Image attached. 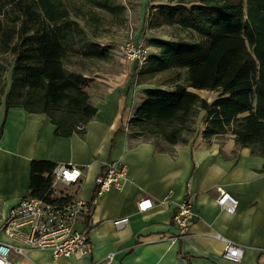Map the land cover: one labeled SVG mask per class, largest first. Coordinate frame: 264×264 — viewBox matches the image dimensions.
I'll return each instance as SVG.
<instances>
[{
	"label": "crops",
	"instance_id": "1",
	"mask_svg": "<svg viewBox=\"0 0 264 264\" xmlns=\"http://www.w3.org/2000/svg\"><path fill=\"white\" fill-rule=\"evenodd\" d=\"M7 77L5 93L11 71ZM5 93L0 103V240L26 248L23 255L10 254L16 264H264V155L238 144L234 134L217 140V136L204 138L201 132L185 143L158 146L129 126L146 95H136L122 82L101 94L89 91L97 107L95 116L83 133L63 136L46 113L7 109ZM116 159L129 169L124 186L105 191L91 214L76 222L77 229L89 232V254L55 259L51 249L31 247L2 230L10 209L30 196L34 160L82 170L76 182H59L53 188V200L65 201L91 200L96 177ZM219 185L238 198L234 213L218 204ZM187 193L194 195L197 214L189 233L175 239L176 204ZM143 197L154 202L146 211L137 207ZM125 216L128 224L114 223ZM226 239L243 246L241 261L222 256Z\"/></svg>",
	"mask_w": 264,
	"mask_h": 264
},
{
	"label": "trees",
	"instance_id": "2",
	"mask_svg": "<svg viewBox=\"0 0 264 264\" xmlns=\"http://www.w3.org/2000/svg\"><path fill=\"white\" fill-rule=\"evenodd\" d=\"M88 1L112 14L126 9L111 0ZM153 6L163 22L192 37L152 38L158 52L147 63L154 71L184 69L186 81L174 88H144L146 98L129 126L158 146L185 143L202 115L204 138L232 133L238 144L264 155V0H168ZM78 16L68 0H0V103L11 71L6 108L46 113L63 136L83 133L97 112L85 77L67 64L74 58L110 56V47L94 40L99 33L88 15L86 25ZM196 90L215 95L209 100ZM56 165L32 162L30 196L50 189Z\"/></svg>",
	"mask_w": 264,
	"mask_h": 264
},
{
	"label": "built area",
	"instance_id": "3",
	"mask_svg": "<svg viewBox=\"0 0 264 264\" xmlns=\"http://www.w3.org/2000/svg\"><path fill=\"white\" fill-rule=\"evenodd\" d=\"M151 45L144 41H128L121 46L120 54L125 60L146 64L151 54ZM214 92V91H211ZM84 125H79L83 128ZM128 166L121 160L108 161L102 173L96 177L95 194L91 200L72 198L65 201H55L52 190L59 183L76 182L82 175V170L72 164H57L50 189L42 196L23 197L14 205L4 219L2 230L13 239L31 247L51 249L53 257H69L71 255L85 256L91 252V241L88 230L76 228V222L81 215H90L97 205L99 197L111 188L121 189L128 178ZM218 204L234 213L238 207V198L223 186H217ZM165 202L160 201V203ZM154 206L150 197L138 200L137 207L146 211ZM194 195L187 193L177 202L173 216L176 228L173 238L179 239L190 231L192 220L196 216ZM117 226L129 223V217L114 220ZM219 238H223L217 234ZM25 254L26 248L20 244H13L0 240V264H16L10 259L11 253ZM244 255L242 245L226 239L222 256L230 261H241Z\"/></svg>",
	"mask_w": 264,
	"mask_h": 264
},
{
	"label": "rangeland",
	"instance_id": "4",
	"mask_svg": "<svg viewBox=\"0 0 264 264\" xmlns=\"http://www.w3.org/2000/svg\"><path fill=\"white\" fill-rule=\"evenodd\" d=\"M168 0H111L121 3L126 9L121 14H112L106 10L93 7L88 0H68L72 14L79 13L76 19L86 25L85 15L91 21L90 26L99 33L94 40L110 47V56L107 59L74 58L67 66L70 70L82 73L86 79L85 89L92 93L101 94L107 89L125 82V88L134 91L139 96L146 87L160 86L174 88L178 82L186 81V70L169 68L151 70L149 64H137L135 61L125 60L120 54L121 46L135 39L151 45V53L158 52L157 47L151 44L152 38L181 39L191 38L187 30L168 25L157 15L158 5ZM202 97L209 100L215 95L208 90H196ZM195 119L187 135L192 138L202 132L204 120ZM197 126V132L193 129ZM149 137V136H148ZM227 136H217L223 140Z\"/></svg>",
	"mask_w": 264,
	"mask_h": 264
}]
</instances>
